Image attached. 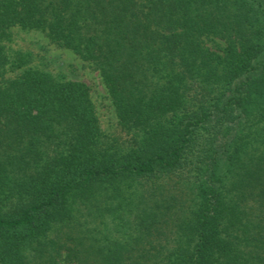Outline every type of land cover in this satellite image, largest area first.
Listing matches in <instances>:
<instances>
[{"label":"trees","instance_id":"1","mask_svg":"<svg viewBox=\"0 0 264 264\" xmlns=\"http://www.w3.org/2000/svg\"><path fill=\"white\" fill-rule=\"evenodd\" d=\"M17 26L99 72L125 136L7 53ZM169 177L187 199L100 229ZM0 264H264V0H0Z\"/></svg>","mask_w":264,"mask_h":264},{"label":"rangeland","instance_id":"2","mask_svg":"<svg viewBox=\"0 0 264 264\" xmlns=\"http://www.w3.org/2000/svg\"><path fill=\"white\" fill-rule=\"evenodd\" d=\"M6 51L13 56L16 52H21L29 59L27 66H35L51 72L53 75L78 80L84 82L88 89L90 99L94 105L100 126L104 133L108 135L117 134L125 136L117 124L114 108L111 103L107 88L94 67L87 61L82 60L73 51L58 47L50 41L45 32L34 29H23L13 27L9 30V36L4 42ZM20 71V70H19ZM14 74L8 72L7 75ZM184 183H176L175 178L164 179V184L160 187L146 185L143 182L133 183L124 189V194L129 196L138 205L133 209L118 210L111 213H103L97 217V222L103 221L100 229L110 236V238L124 239L134 233L135 215L140 214L143 203L152 204L153 200L163 201L168 195L175 199L180 197L188 198L191 193L190 188L183 186ZM183 190V191H182ZM129 193V195H128ZM132 195L133 197H131ZM172 201H174L172 199ZM87 214L82 212L81 218ZM124 224L123 226L121 224Z\"/></svg>","mask_w":264,"mask_h":264}]
</instances>
